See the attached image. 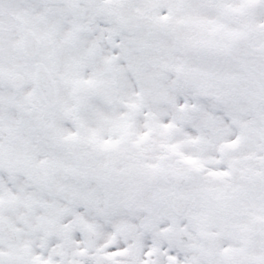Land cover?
<instances>
[{
	"label": "snow or ice",
	"instance_id": "6c2138e0",
	"mask_svg": "<svg viewBox=\"0 0 264 264\" xmlns=\"http://www.w3.org/2000/svg\"><path fill=\"white\" fill-rule=\"evenodd\" d=\"M0 264H264V0H0Z\"/></svg>",
	"mask_w": 264,
	"mask_h": 264
}]
</instances>
